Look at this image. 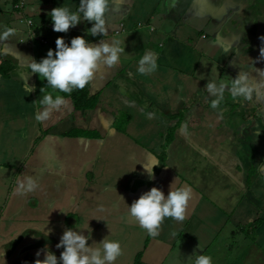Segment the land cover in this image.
Returning <instances> with one entry per match:
<instances>
[{
  "label": "crops",
  "instance_id": "obj_1",
  "mask_svg": "<svg viewBox=\"0 0 264 264\" xmlns=\"http://www.w3.org/2000/svg\"><path fill=\"white\" fill-rule=\"evenodd\" d=\"M78 5L25 0L18 9L0 0V34L15 29L0 41V64L11 67L0 71V264H34L44 248L59 258L60 234L88 236V227V246L106 236L120 242L115 264H191L194 251L212 264H264V23L251 34L250 0H110L107 35L92 37L87 21L54 32L48 13ZM76 36L119 40L124 54L87 86L84 108L47 88L67 107L37 122L47 82L30 75L36 90L25 91L29 57L39 62L58 37ZM149 51L157 68L141 75ZM240 71L259 87L251 100L229 90ZM208 80L228 86L216 109ZM22 175L37 179L36 191L17 194ZM175 178L173 188L192 192L186 218H165L153 238L127 206L152 187L167 196Z\"/></svg>",
  "mask_w": 264,
  "mask_h": 264
},
{
  "label": "clouds",
  "instance_id": "obj_2",
  "mask_svg": "<svg viewBox=\"0 0 264 264\" xmlns=\"http://www.w3.org/2000/svg\"><path fill=\"white\" fill-rule=\"evenodd\" d=\"M110 0H79L76 11L69 7L60 6L53 8L48 16L52 22V30L56 33H67L70 28L76 27L82 21L92 24L88 29L92 37L105 36L108 34L106 14L109 11ZM15 34V29L6 28L0 34V41L6 40ZM264 43V36L259 37ZM121 41H106L100 39L97 43H90L82 36L71 39L70 44L65 43L62 37L55 41V51L49 49L46 58L37 62L29 57L30 63L27 67L30 74L25 79V91L31 93L36 89L29 87L27 80L30 75L42 77L47 84L40 88L43 93L39 100L40 108L37 109L35 120L37 122L47 121L53 110H60L67 107V100L61 95L53 96L52 92L71 94L73 90H83L90 83L94 82L97 73L102 67L111 69L120 62L124 48L120 47ZM260 59H264V47L259 50ZM157 56L154 52H145L138 61L137 71L141 75L153 73L157 68ZM264 75V70H261ZM27 78V80H26ZM228 87L224 83H217L215 80H208L205 84V91L209 96L215 97L211 101V107L216 109L220 103L223 93ZM50 88L52 92L46 91ZM230 92L233 97H242L245 100L253 98L254 90L259 94V87L255 86L249 79L246 72L240 71L232 78ZM146 169V168H145ZM149 179H153V171L147 170ZM176 178L169 185L167 196L163 191L152 187L149 191L142 193L134 200L128 208V214L146 231L155 238L159 235L160 226L165 218H171L177 222H183L186 218V209L192 197L191 189L188 186L173 188ZM39 187L37 179L33 176H21L18 180L17 194L25 195L34 192ZM89 235L85 236L82 231L74 228H66L56 245L57 249H63L59 258L47 248L38 250L34 264H115V261L122 255V248L119 241L104 237L99 243L93 242L88 246L91 238V229L88 227ZM48 229L47 235L51 232ZM173 235H175L173 233ZM41 251L44 253L40 259ZM191 264H212V258L207 255H197L194 251L188 258Z\"/></svg>",
  "mask_w": 264,
  "mask_h": 264
},
{
  "label": "rangeland",
  "instance_id": "obj_3",
  "mask_svg": "<svg viewBox=\"0 0 264 264\" xmlns=\"http://www.w3.org/2000/svg\"><path fill=\"white\" fill-rule=\"evenodd\" d=\"M248 14H250V17H249V22H250V25H251V28H250V32L251 34H253V31L256 32V30L258 32H260V27H258V23L261 25H263L264 23V0H256V2L254 1L253 5L251 4V8L250 10L248 11ZM255 26V27H254ZM256 28V29H255ZM264 32V29L262 30ZM254 36L250 35L249 36V39H253ZM75 175V174H74ZM13 187L14 185H12V188L10 190H6V187H5V193L8 191V192H13ZM12 199V196L10 198V200ZM68 222V221H67ZM66 222V223H67ZM65 227V226H64ZM58 231V235H59V229H57ZM62 234H60V237H61ZM25 261L23 262H18L17 264H24Z\"/></svg>",
  "mask_w": 264,
  "mask_h": 264
},
{
  "label": "trees",
  "instance_id": "obj_4",
  "mask_svg": "<svg viewBox=\"0 0 264 264\" xmlns=\"http://www.w3.org/2000/svg\"><path fill=\"white\" fill-rule=\"evenodd\" d=\"M254 1L256 2V0H250V8H251V4L253 5ZM10 70H11V67L10 65H8V63L0 64V71L2 72L3 75L7 76V72ZM87 92L88 91H87V86H86L85 89L83 90H73L72 93L69 94V97L73 100L76 108L79 109V108H84L87 106L86 103L89 101L87 97L88 95Z\"/></svg>",
  "mask_w": 264,
  "mask_h": 264
},
{
  "label": "built area",
  "instance_id": "obj_5",
  "mask_svg": "<svg viewBox=\"0 0 264 264\" xmlns=\"http://www.w3.org/2000/svg\"><path fill=\"white\" fill-rule=\"evenodd\" d=\"M24 5H25V0H15V7L16 8L21 9V8H23Z\"/></svg>",
  "mask_w": 264,
  "mask_h": 264
}]
</instances>
